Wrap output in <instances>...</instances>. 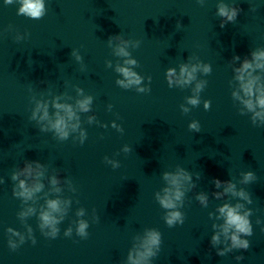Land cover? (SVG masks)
Returning a JSON list of instances; mask_svg holds the SVG:
<instances>
[{
  "label": "clouds",
  "instance_id": "clouds-1",
  "mask_svg": "<svg viewBox=\"0 0 264 264\" xmlns=\"http://www.w3.org/2000/svg\"><path fill=\"white\" fill-rule=\"evenodd\" d=\"M5 4H12L13 0H4ZM202 2V0H201ZM19 8H18V15H23L29 17L34 20H38L42 18L45 14V8L43 0H19ZM240 9L236 6L229 8L227 5L218 6L217 7V15L226 18L227 22H235L237 15ZM221 27L225 26V23L221 22ZM119 54L127 56L128 53L123 49H119ZM251 59L249 56H246L241 60V57L236 55L233 57L234 61H239V65L233 68L234 72V79L238 83V92H233L232 96H234L237 100L240 101V104L246 108L249 112H252L253 115V124H255L256 118H261L264 120V81L257 73L258 70L264 71V50H256L250 53ZM77 59H80L77 57ZM126 63L135 64V61H126ZM127 80L125 83L124 80H118L116 83L124 88L129 87L130 85L139 84L141 82V78L137 76L136 73L132 72L130 69L126 67H121L117 69ZM175 68H169L166 72V79L171 86L172 84V76L175 73ZM196 71V68L193 67L192 71L189 72L186 65H181L180 73L181 76L184 77L185 74L186 78L182 80H177V83L181 84H189L195 77L193 73ZM205 73H210L212 71L210 65H206L204 67ZM203 85L197 84L196 90L200 91ZM150 90V89H149ZM138 91L143 92L144 89H139ZM91 97H87L78 102L79 109L82 112H88L90 110L89 106L91 104ZM187 103L197 106L200 103L198 97L193 96L187 99ZM210 101H204V109L208 110L210 108ZM57 109H64L65 113L69 120H71L75 113L73 112L70 105H63V104H55L54 105ZM39 107V106H38ZM257 108L261 109L262 111H257ZM184 112H188L187 108L183 109ZM35 113H33V116ZM47 116V111L45 110V117ZM78 119V117H77ZM92 119L91 117L89 118ZM51 127L55 130V132L60 136L61 139H66L68 137V132L66 128L68 127L65 118L61 116L58 112L56 113L55 122L52 123ZM75 128V125L73 126ZM190 130H195L197 132L200 131V126L197 121H192L188 125ZM85 134L82 133L81 144H83V138ZM126 152L130 151L129 147L125 148ZM106 159V158H105ZM35 164V168L33 165ZM42 165L38 161H28L23 164L21 167V171L19 173H15L12 175V180H19L18 188L19 191L16 190V187H13V195L15 197H22L25 201L33 199L36 193L41 192L44 185L40 182H35L31 186L26 183V180L35 174V177L39 178L43 175V172L40 171ZM23 176L24 179H20L19 177ZM165 178L169 177V173H164ZM181 178L183 179H190V176L186 173L181 172V175H176L171 177V183L174 185H179ZM256 179L255 174L252 171H247L244 174V182H250ZM51 183L53 185L58 184L59 180L56 176L51 178ZM212 183L216 188H219L221 184H227V187L224 189L223 193L214 192L213 196L219 200L224 196L226 193H231L233 196L240 197L241 199L247 200L249 203H252L250 194L246 193L244 190L237 192L235 190V184L231 181H221L218 178H214ZM59 192V189H56ZM167 191V190H166ZM183 193L177 189V191L172 195H166L163 199L159 200L160 206L166 210H172L176 208V204L174 200H180ZM196 199L202 204L207 205V197L204 194L197 195ZM61 201L59 199H47L46 200V210H41L38 215V227L41 230L42 234L46 237L56 238L59 233V228L57 224L60 223V220L54 215V213L61 212L62 209L60 207ZM242 205L235 204L232 205L230 203H223L222 205L218 206V212L220 216L223 218V233L225 236L226 241H230L229 244L226 245L223 249H217L216 254L218 256H225L227 253L232 252L233 250H247L250 247V242L245 237H250L253 235V228L249 217L252 215V210L249 209L248 211L241 214L240 208ZM35 209L29 208L28 212L19 213L21 217L28 216L29 214H33ZM83 209L77 212L78 216H82ZM211 215V214H210ZM63 217H61L62 219ZM165 223L169 227H173L177 224L182 225L184 223V214L179 210H172L167 211L164 216ZM259 224L260 221L257 220ZM89 224L87 221L80 220L78 222V227L76 229L77 235L81 238H87L88 232L87 229ZM45 228L50 229L48 232H44ZM231 230V234L229 232ZM29 233L28 238L32 239L33 244L36 243L35 239L32 236L33 229L31 227L27 228ZM8 233H11L15 236H20V232L14 230L13 228L7 229ZM72 229L68 228L64 235L71 236ZM25 237L20 236V244L24 243ZM220 241L219 234L214 233L211 236L210 243L211 245L215 246ZM162 242L161 233L156 229H149L146 232L145 238L141 244L142 250H129L127 255L126 264H149L151 258L157 256L158 252L160 251V245ZM9 247L15 250L18 247V244L13 242L9 239L8 241ZM155 249V251H154ZM237 261L243 260L244 257L242 255H238L235 257Z\"/></svg>",
  "mask_w": 264,
  "mask_h": 264
}]
</instances>
